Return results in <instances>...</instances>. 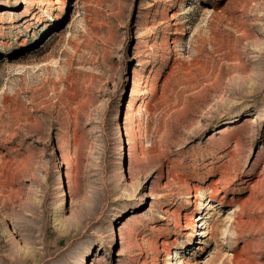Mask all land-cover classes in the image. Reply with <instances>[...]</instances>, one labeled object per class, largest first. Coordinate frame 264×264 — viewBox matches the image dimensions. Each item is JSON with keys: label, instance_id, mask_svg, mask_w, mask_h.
Here are the masks:
<instances>
[{"label": "rangeland", "instance_id": "rangeland-1", "mask_svg": "<svg viewBox=\"0 0 264 264\" xmlns=\"http://www.w3.org/2000/svg\"><path fill=\"white\" fill-rule=\"evenodd\" d=\"M0 264H264V0H0Z\"/></svg>", "mask_w": 264, "mask_h": 264}, {"label": "bare ground", "instance_id": "bare-ground-1", "mask_svg": "<svg viewBox=\"0 0 264 264\" xmlns=\"http://www.w3.org/2000/svg\"><path fill=\"white\" fill-rule=\"evenodd\" d=\"M195 193H197V191H195ZM56 221V220H55ZM59 222V221H58ZM57 223V222H56ZM58 224V223H57Z\"/></svg>", "mask_w": 264, "mask_h": 264}]
</instances>
